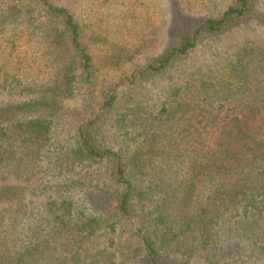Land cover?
<instances>
[{"label":"trees","instance_id":"obj_1","mask_svg":"<svg viewBox=\"0 0 264 264\" xmlns=\"http://www.w3.org/2000/svg\"><path fill=\"white\" fill-rule=\"evenodd\" d=\"M254 11L255 0H234L135 69L124 84L171 78L147 103L117 89L97 94L96 53L69 10L54 0H0V93L30 97L0 114L81 99L74 115L84 122L66 139L42 117L0 125V264H164L173 242L209 244L224 218L264 219V48L229 53L215 69L193 61ZM102 126L119 147L99 138ZM41 167L89 193L77 199L56 183L28 199L5 183L38 182ZM195 203L198 215L183 222L179 209ZM98 235L122 249L120 261L104 257L107 246L90 253Z\"/></svg>","mask_w":264,"mask_h":264},{"label":"rangeland","instance_id":"obj_2","mask_svg":"<svg viewBox=\"0 0 264 264\" xmlns=\"http://www.w3.org/2000/svg\"><path fill=\"white\" fill-rule=\"evenodd\" d=\"M76 18L89 39L90 47L96 53L95 84L97 94L109 89H117L125 99L131 95L136 101L152 102L157 91L172 83L170 76L157 77L150 85L124 84L123 80L135 69L144 67L149 62L162 57L170 45L176 43L181 35L190 33L195 24L215 15L216 9L223 11L234 0H54ZM264 0H255L252 17L233 25L220 38L211 44L200 46L196 65H206L213 69L222 65L224 57L244 47H253L256 51L264 48ZM123 57L124 61L119 62ZM119 62V64H118ZM115 66L112 67L113 64ZM118 64V65H117ZM27 95L0 93V109L21 106L29 101ZM57 101V100H55ZM62 107L49 110L28 111L20 114H0V125H10L42 117L52 121L53 131L61 139L71 136L84 122L79 115L82 100H59ZM111 145L119 147V142L111 136L110 130L101 127L99 138H110ZM43 179L28 182L24 178L9 177L6 184L24 189L28 199L47 197L56 183H61L62 193H73L75 198L88 192L89 188L75 185L76 178L55 179L50 172L41 167ZM81 172L75 174V177ZM74 178V179H73ZM64 183V184H63ZM68 185V190H64ZM47 185V186H46ZM49 185V186H48ZM70 185L73 187H70ZM46 186V188H45ZM35 191L36 195L33 194ZM43 191V194H40ZM89 193V192H88ZM84 199L87 197H83ZM198 206H183L179 209L183 222L196 217ZM141 215V214H140ZM139 227H144L143 220ZM185 224V223H184ZM182 224V225H184ZM196 226L193 230H196ZM213 238L209 244L200 238L193 241L180 238L167 247L160 255L164 264H264V219L224 218L219 227L209 233ZM108 235L93 237L90 253H96L107 246L104 257L112 262L122 259V249L110 243ZM213 239L215 240L214 242ZM96 246V247H95ZM123 249V254L132 252ZM135 250L133 251V253ZM135 254V253H134ZM141 258L138 261L140 264ZM127 261V264H133ZM142 264V263H141Z\"/></svg>","mask_w":264,"mask_h":264}]
</instances>
